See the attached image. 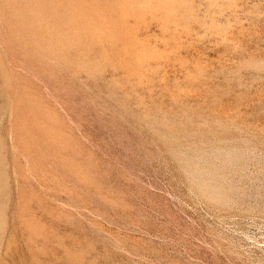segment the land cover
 I'll return each instance as SVG.
<instances>
[{
    "label": "rangeland",
    "instance_id": "obj_1",
    "mask_svg": "<svg viewBox=\"0 0 264 264\" xmlns=\"http://www.w3.org/2000/svg\"><path fill=\"white\" fill-rule=\"evenodd\" d=\"M0 264H264V0H0Z\"/></svg>",
    "mask_w": 264,
    "mask_h": 264
}]
</instances>
